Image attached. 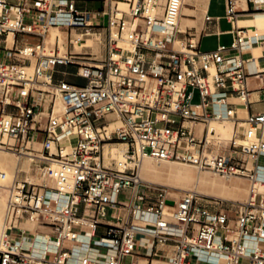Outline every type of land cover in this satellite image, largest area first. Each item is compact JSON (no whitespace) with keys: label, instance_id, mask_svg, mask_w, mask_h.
Segmentation results:
<instances>
[{"label":"built area","instance_id":"built-area-1","mask_svg":"<svg viewBox=\"0 0 264 264\" xmlns=\"http://www.w3.org/2000/svg\"><path fill=\"white\" fill-rule=\"evenodd\" d=\"M77 1L0 0V49L10 34L22 44L7 50L8 61L0 59V149L22 154L28 144H42L46 154L35 169L54 182L29 181L20 170L6 187L0 264H125L127 258L142 264L137 250L159 244L172 245L173 253L150 264H264V111L242 115L237 108L253 103L250 77L259 79L264 98V54L253 51L264 49V35L239 24L241 14L264 11V0H226L233 41L208 51L192 28L179 30L184 0H121L128 10L106 0L105 57L79 69L83 85L53 79L58 63L79 64L80 54L60 55L56 44L46 52L52 27L90 33L92 13ZM204 20L214 18L207 13ZM58 96L66 104L60 116ZM113 122L119 123L111 128ZM226 124L229 139L218 128ZM105 144L127 145L125 159L105 165ZM145 157L243 177L250 198L230 206L188 191L175 200L166 186L142 180ZM123 192L126 201L119 199ZM24 221L40 228L29 230ZM37 232L55 248L35 254L26 247ZM76 243L95 248V256H76ZM152 255L158 256H145Z\"/></svg>","mask_w":264,"mask_h":264},{"label":"bare ground","instance_id":"bare-ground-1","mask_svg":"<svg viewBox=\"0 0 264 264\" xmlns=\"http://www.w3.org/2000/svg\"><path fill=\"white\" fill-rule=\"evenodd\" d=\"M199 1H201V0H184V3L182 5V9H181L180 18H179V24H178L180 31L186 32L188 29H190V28H186V26L195 24V22H196V20H195L196 14L195 13H196V11L194 8V4L196 5L197 3H199ZM203 1H205V6H204V10H203L204 11L203 22H204L205 16L208 12L210 0H203ZM115 3L116 2L113 1V4H115ZM118 4H119V7L121 10H128L129 5L127 2L120 0V1H118ZM248 16H254L255 17L252 20H249V25H247L250 27L251 35H254V36L264 35V11H257V12H252V13L241 14L239 16V24L241 25V22L244 19H247ZM182 21L185 23L182 24ZM116 25L117 24H115L113 27L114 32H116V30H117ZM191 28H193V27H191ZM55 29H59V28L52 27L48 31V36L46 38L47 45H49L51 41L54 42L55 37H56ZM81 35L83 36V34H81ZM48 38H50L51 41H49L50 39H48ZM195 39H194V41H196ZM8 41H9V46L11 47L12 43L14 41V36H9ZM57 41H58V39H57ZM181 42H182L181 39H177L176 44L178 46H181ZM97 47H98V44H97ZM59 48H60V46H59ZM254 50H255V52H257L256 48ZM29 70L30 71L33 70V67H30ZM65 110H66V104H65L64 100L60 96H58L56 99L54 113H55V115L60 116ZM118 123L119 122H113L111 124V128H114ZM218 128L221 131L223 138L229 139L231 137V134H232V125L231 124L218 126ZM255 137H256V135H255V133H253L251 138L255 139ZM36 143L39 144L38 142H36ZM109 145H111V144H105L104 154H106L108 156L110 154L111 157L116 158L114 160H118V161L125 159V156L127 153V146H126V149L119 150V152H112L107 147ZM52 151L56 152L55 144H52ZM63 151L64 152L68 151V146L67 147L64 146ZM11 155H13V159H15L14 157H16L15 165H14L11 181L9 183L5 184V180L11 171V167H10V163L12 162ZM106 155H105V159H106ZM41 156H42L41 154H35L33 151H30V150L24 151L22 154H19L17 152L11 151V150L0 149V171H2L5 174V177L0 179V221H1V223L4 222V219L6 216V210H7V190H6L7 188L6 187H8L14 181V179L16 177H18L20 170H25L29 174V175H27V179L29 181L40 183L39 180L41 181V179L44 178V179H48L49 182L54 185L53 180L50 178L49 174L46 171L45 172L42 171V175H41V177L38 178V180H32L30 178V175H31L30 172L32 170L31 163L37 157H41ZM22 158H27V160L31 161V163L28 166H26L24 163L21 162ZM178 162H181V161H178ZM178 162H176L175 160H161V161H159V160H156L152 157H145L142 164H141L140 176H141L142 180H144V181H148V182H152V183H156V184H161V185L171 187L172 189H175V190H178L181 192L183 191L186 193L188 191H195V192L199 193L200 195H207V194H202V193H209V194L213 195L214 197L216 196L219 198H224V199L232 200L235 202L240 201V199L241 200L245 199V197L248 194H250L249 193L250 189H248V185L245 182V180H247V179H245L243 177L226 178V177H223L221 175L215 174L211 171L199 170L194 164L187 163V162H183V163H178ZM53 165H57V162L53 161L52 166ZM184 165L188 166V168H191V169L185 170L184 168L181 167ZM195 168L198 169L199 172H196ZM201 172H209L211 174H214L215 177H209L208 175H203V174H201ZM33 176L35 177V175H33ZM217 176L221 177L226 182H228V181L230 182V186L227 188V190L221 191L219 189L220 186H223L224 181H222ZM237 178H243L244 180H239ZM187 180H193L194 184L196 186V190H198L199 192L196 190H192V189H190V188H188L182 184L184 181H187ZM202 188H208V189H210V191L206 192V191L202 190ZM169 196H171V198H173L175 200H179V197H180L179 195H175L174 193H172ZM208 196H210V195H208ZM213 196H211V197H213ZM249 198H250V195H249ZM249 198L246 201H244V202L241 201L239 203H246V202H248ZM168 209L165 210L166 214H167ZM170 209H172V208H170ZM147 216L149 219L154 218L153 214H147ZM177 232L180 233L181 230L178 229ZM87 238H88V236H82V239H87ZM45 239L46 238H44V236L40 232H37L35 241L32 244L25 243L24 245L26 247L33 246V251L35 254L43 253L44 249L46 247L54 249L55 248L54 244L52 242L45 243V241H44ZM96 252H97V250L95 248L88 247V245L85 243H76L74 245V253L78 257L83 256V255L95 256ZM154 264H157V261H155Z\"/></svg>","mask_w":264,"mask_h":264},{"label":"rangeland","instance_id":"rangeland-1","mask_svg":"<svg viewBox=\"0 0 264 264\" xmlns=\"http://www.w3.org/2000/svg\"><path fill=\"white\" fill-rule=\"evenodd\" d=\"M95 1H99V2H95ZM95 1L82 0V1L78 2V5H79V7L83 8V9L98 10V9H100L102 7L108 6V4H109V1H106V0H95ZM225 4H226V0H212L211 7H210V15L224 17V15H225ZM204 6H205V1H203V0L199 1V3L194 5L195 11H196L195 20H196L197 26L193 27L190 30H188V32H191L192 35H194V38H196L195 39L196 41L200 37V31L203 28V15H204V11L203 10H204ZM249 13H252V12H249ZM253 18H255V17L254 16H248L247 19H244L241 22V25H244V26L249 25V20H252ZM92 22H93L94 26L90 30V33L87 34V35L84 34L85 31H86L84 29H78V28H75L73 30H67V29H64V28H59V30L55 29L56 35L58 36V38H59V36L64 38V35L62 33H60L59 31L64 32L65 35H67V31H68L69 40L68 41L66 40V42L69 45V49H74V47H75L74 43L71 41L72 37L73 38L74 37H78V38L83 39L84 46H82V49H81V51L79 53L80 56H83V58L77 59L80 62L78 64V66H80V67H83L84 65H92V66L100 65L101 64V60L105 57L106 39H107V34L108 33H107V30H105L104 26L107 23V17L105 15H102V14L96 15V16H94L92 18ZM220 26H221V29L224 32H228L232 28V25L230 23H228L225 18H223L220 21ZM77 33L83 34V36L82 35L77 36ZM71 35H73V36L71 37ZM10 36H13V35L11 34ZM185 37H187V34L180 35L181 39H185ZM48 39H50V38H48ZM49 41H51V39ZM231 41L232 40H231V36L230 35H224L220 39V42L224 43L227 46L231 45ZM66 42H65V44H66ZM218 42H219V39L216 36H204L203 41H202V49L206 50V49L215 48L217 46ZM50 43L51 44L47 45V48H46V52L47 53H51L54 50L52 41ZM96 43L98 44V47H97ZM57 45H58V42H57ZM60 48H61L60 49V55H64V54L67 53L66 51L64 52L65 49H64V46H63L62 43L60 44ZM245 56L247 57L248 55L246 54ZM31 71L33 72V70H31ZM85 71L86 70L82 69V72H85ZM42 78H44V77H42ZM197 100L198 99H196L195 101H197ZM126 146L127 145H125V144H111V145H109L107 147L112 152H119V150L126 149ZM27 150L33 151L35 154H41L42 155V152H41L42 151V145L41 144H37L36 142L33 143V144H28V148L25 149V151H27ZM109 156H110V154H109ZM109 156L106 155V159H105V165H108V166L112 164L114 159H116V158H113L111 156L109 157ZM11 157H12V162L10 163L11 171H10V173L8 174V176H7L6 180H5V184L9 183L11 181V179H12V173H13L16 157H14L15 159H13V155H11ZM36 159L34 161H32V163H31V161L27 160V158H22L21 159L22 160L21 162L24 163L26 166H28L31 163L32 170L30 172L31 173L30 178L32 180H38V178L41 177V175H42V171L41 170H36L35 169V168H37L36 165L39 164L38 163L39 161L36 160ZM176 162H178V161H176ZM178 163H183V162H178ZM41 165L43 166L44 164H41ZM53 166L55 167L56 165H53ZM181 167L184 168L185 170H190L191 169V168H188V166H185V165L181 166ZM33 168L35 170H33ZM195 170H196V172H199L198 169L195 168ZM201 174L208 175L209 177H215L214 174H211L209 172H201ZM27 175H29V174H27ZM33 175H35V177ZM20 176L22 177V174H20ZM217 177L220 178L222 181H224L223 182L224 183L223 186H220L219 189L221 191L222 190H227V188L230 186V182L229 181L226 182L224 179H222L219 176H217ZM237 179L244 180L243 178H237ZM39 182L40 183L41 182H45L48 185H53V184H51L49 182L48 179H44V178L41 179V181L39 180ZM245 182L248 185V189H250V185H249L248 180H245ZM182 184L185 185L186 187L192 189V190H196V186H195L193 180L184 181ZM202 190H204L206 192L210 191V189H208V188H202ZM167 191H168L169 195H171L172 193H174L175 195H179L180 196L179 198H181L185 194V192H183V191L181 192V191L172 189L171 187H167ZM196 191H198V190H196ZM202 194H207V195L213 196V195H211L209 193H202ZM249 195L250 194H248L245 197V199H243V200H241L239 198L240 201H238V202L246 201L249 198ZM127 198H128V195L125 192H123L120 195V197H119V199L123 200V201H126ZM215 198H219V197L215 196ZM219 199H224V198H219ZM221 201H222L221 203L228 204L230 206H233V205L237 206V203H235V201H232V200L228 201L227 199H224V201L223 200H221ZM110 214H111V211L109 210L108 211V217H110ZM21 226H23V227H25V228H27L29 230H35L37 228H40L38 226V224L33 223V222H29V221H24L21 224ZM129 262H130V258H127L125 260V264H129Z\"/></svg>","mask_w":264,"mask_h":264},{"label":"crops","instance_id":"crops-1","mask_svg":"<svg viewBox=\"0 0 264 264\" xmlns=\"http://www.w3.org/2000/svg\"><path fill=\"white\" fill-rule=\"evenodd\" d=\"M79 1H82V0H78L77 4ZM85 1H88V0H85ZM92 1H95V0H92ZM95 2H99V1H95ZM211 2H212V0H210V2H209L208 12H207L209 15H210ZM106 9H107V6L102 7L98 10H89V9L88 10L91 11L92 18H93L96 15L102 14V12ZM210 16H212V15H210ZM212 17L214 18L213 21H205L204 20V22H203V28L201 29L200 37L198 38L201 49H202V41H203L204 36H216L219 39L217 46L221 45V44L225 45L224 43L220 42V39L224 35H230L231 40L233 41V35L231 34L232 28L228 32H224L221 29L220 21L225 17H221V16H212ZM217 17H221V18L217 19ZM227 22L230 23L228 20H227ZM183 23H185V22L182 21V24ZM196 26H197V23L195 22V24H193V25L186 26V28H191V27H196ZM59 32L64 35V38H62L60 36L58 38V36L56 35L54 42H52L53 46H55V44H56V50H57V46H60V44L62 43L64 46V49H65L64 52L66 51L68 54H71V53L72 54H79L81 49H82V46H84L83 39L78 38V37L73 38L72 37L73 35H71V37H72L71 41L74 43L75 47H74V49H69V45L66 42V40L67 41L69 40L68 31H67V35H65L64 32H61V31H59ZM80 35H81L80 33H77V36H80ZM57 39L59 42L57 41ZM31 41H33V40H31ZM232 41H231V43H232ZM57 42H58V45H57ZM65 42H66V44H65ZM20 46H22V44L20 42L14 43V41H13L12 46L10 47L9 41L7 40V43L6 44L3 43L1 46L0 59L8 61V57L6 56L7 50L8 49H15V47H20ZM215 48L206 49L205 51L213 50ZM255 48L257 49V52H255V50H253L254 53H263L264 54V49H261L258 47H255ZM105 53H106V50H105ZM231 53H233V52H231ZM246 54L248 55L247 57H249L251 55V52H247ZM245 55H244V57H246ZM81 57H83V56H81ZM11 61L18 62L19 58L13 57L11 59ZM259 63L261 66H263L264 65V58H260ZM80 68L81 67L78 66V64H74V63H58L55 66L54 71H53V79L55 82H58L60 80H65V81H68L69 83H72V84L83 85L85 83L86 79L80 75V72H79ZM248 84H249L250 89L253 90L251 93V101L253 103L248 105L247 108H243L240 105L237 106L239 112H241L242 115H246V113H257V112L264 111V98H263V95L261 94V92L257 90V88H259V79L257 77H250L248 79ZM42 152H43V154L46 153L45 150L44 151L42 150ZM109 221L114 222V220H111V219H109ZM173 249H174V247L172 245L159 244L156 246V249H152V250L139 248L137 250V254L140 255L138 257H139V260L141 261L142 264H148V263L150 264L151 260H153V259L154 260L163 259L164 256L171 255L173 253ZM153 252L154 253L156 252L158 256L152 255L151 257H146L148 255H151Z\"/></svg>","mask_w":264,"mask_h":264},{"label":"water","instance_id":"water-1","mask_svg":"<svg viewBox=\"0 0 264 264\" xmlns=\"http://www.w3.org/2000/svg\"><path fill=\"white\" fill-rule=\"evenodd\" d=\"M167 203L173 205L174 201L173 200H167Z\"/></svg>","mask_w":264,"mask_h":264}]
</instances>
